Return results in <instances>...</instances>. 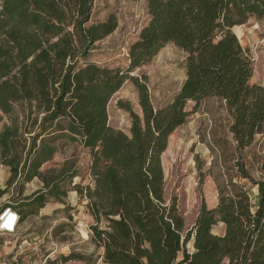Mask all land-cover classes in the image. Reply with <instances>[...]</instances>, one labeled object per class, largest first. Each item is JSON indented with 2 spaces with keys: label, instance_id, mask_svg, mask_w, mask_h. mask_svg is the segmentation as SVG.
<instances>
[{
  "label": "rangeland",
  "instance_id": "1",
  "mask_svg": "<svg viewBox=\"0 0 264 264\" xmlns=\"http://www.w3.org/2000/svg\"><path fill=\"white\" fill-rule=\"evenodd\" d=\"M203 1L217 9L226 6L222 0ZM169 3L163 1L165 6ZM4 4L27 9L29 13L46 7L67 14V9L75 6L74 23L77 25L84 19L78 14L84 0H76L75 5L72 0H0V9ZM190 7L191 3L185 5ZM19 13L10 20L0 19V44L7 43L9 34L26 30L19 22ZM111 16L116 18V29L89 43L85 55L78 48V55L71 54L65 67L73 65L77 70L93 66L100 71L121 72L122 84L106 104L107 127L116 132L130 136L133 115L143 120L135 81L149 95L151 108L157 111L171 104V114L177 112L176 99L186 88L185 123L169 135L167 148L161 155V175L141 172L144 176L141 183L135 171L123 172L113 159L100 155L95 158L99 143L91 149L85 147L81 128L70 116L44 126L45 112L36 110V102L14 103L10 113L0 110V210L9 205L22 214L13 235H0V262L110 264L106 260L104 242H109L105 237L115 242L117 233L111 225L113 219L102 214L101 207L127 203L140 187L145 192L133 201L135 212L131 218L134 217L135 223L143 218V203L151 201L149 197L157 191L161 195L160 203L175 205L182 223L178 231L182 240L188 232L192 234L185 247L177 251L172 264L182 262L183 250L188 254L195 251L193 234L202 203L210 210L224 199L248 203L250 198L252 205L259 204V198L254 195L255 184L264 178V122H260L264 99V24L252 17L233 26L230 32L220 23L221 12L217 13V23L223 32L214 41L226 47L234 35L247 57L243 63L219 64L226 70L222 72L224 76L230 69L244 76L240 82L235 73L236 89L223 92V82L228 80L225 78L221 83L216 77L218 64L185 63L186 56L197 54H186L174 44L166 45L155 56L132 61L131 45L149 21L148 0H93L86 26L102 23ZM28 18L30 23L32 18L30 15ZM66 23L70 24H63ZM66 29L75 33L71 26ZM224 32L228 35L222 41ZM72 39L76 50L78 38L75 35ZM47 49L43 43L41 50ZM31 55L33 60L37 51ZM214 55L215 51H210V57ZM4 63V58H0L1 67ZM10 64L12 71H18L19 64ZM203 67L206 70L200 69ZM201 72H209L210 77L204 76L205 81L215 83L220 91L206 92L205 81L199 82ZM233 103H239L240 107L235 108ZM99 114L92 111L96 119ZM6 129L10 132L7 137ZM40 157H43L41 162ZM151 176L152 186L148 183ZM119 213L122 214L121 208ZM129 223L125 218L124 225ZM219 224L212 228L213 233L225 232L224 225ZM154 230L152 227L148 231ZM130 233L141 238L139 264L163 263L159 248L164 238L145 239L137 224L130 225Z\"/></svg>",
  "mask_w": 264,
  "mask_h": 264
},
{
  "label": "trees",
  "instance_id": "2",
  "mask_svg": "<svg viewBox=\"0 0 264 264\" xmlns=\"http://www.w3.org/2000/svg\"><path fill=\"white\" fill-rule=\"evenodd\" d=\"M92 1L84 0V6L78 11L84 19L77 25L73 21L75 6L68 8L67 14L66 11L61 12L46 7H40L30 13L27 9L6 6V4L1 7L0 19L10 20L14 14L20 12L19 22L26 30L22 33L9 34L7 43L0 44V46L4 45L0 48V50L3 49L0 58L5 60L2 67L0 66V79L3 80L0 84V110L10 113L14 103L36 102V110L43 109L45 112L42 118L44 126L61 117L70 116L81 128L85 147L91 149L99 143L95 158L100 155L101 158L113 159L121 165L123 172L135 171L141 183H144L141 172L161 175L160 156L166 148L167 138L172 131L185 123L183 110L187 90L185 88L176 99L177 112L171 114V107H169L171 104L157 111L151 108L149 95L135 81L139 92V105L143 110V120L133 115L130 136L107 127L106 104L113 92L122 84L121 72L100 71L93 66L77 70L73 65L65 67L71 54L78 55V48H81V54L85 55L89 43L105 37L116 27L113 16L102 23L86 26ZM163 1L170 3L165 6ZM222 1L226 6L217 9L214 5L208 6L203 0H148L150 20L140 32L138 41L131 45L132 61L135 63L140 57L155 56L165 44L172 42L186 54H197L189 58L186 56L185 63L192 61L218 64L216 77L221 80V83L225 78L228 80L227 83H225L226 80L223 82V92L235 90L236 77L241 82L244 76L233 69L224 76L222 72L226 70L219 64L230 66L233 62L243 63L247 57L241 51L234 35L230 38L227 48L214 41L223 32L217 23L216 15L219 11L221 12L223 19L220 23L230 32L233 26L246 23L252 17L259 24H264V0ZM75 2L76 0H72L73 5ZM189 3L192 7L185 8V5ZM29 15L32 18L30 23H28ZM64 22H70V24H63ZM69 26L73 27L74 34L67 31L66 28ZM29 28L31 29L27 30ZM75 35L78 38L76 50L72 44V38ZM226 35L228 34L224 32L220 39L223 41ZM43 43L47 44V50H41ZM58 50H60L59 54L56 53ZM212 50L215 51V55L210 57ZM36 51L37 55L32 60L31 54ZM11 62L19 64L18 71L11 70ZM207 67L200 69L206 70ZM201 74L202 78H199V82L202 84L206 78L204 76H210L209 72H201ZM205 90L206 92L220 91L218 87H215V83L208 81H205ZM262 95L264 97V91ZM231 105L235 108L240 107L239 103ZM252 107L258 109L259 105H252ZM92 111L100 112L99 119L92 115ZM252 119L255 117L252 116ZM260 122H264V99ZM8 132L9 129H6V137L10 134ZM4 150L6 152L7 147L4 146ZM50 156L51 154L48 157ZM39 159H42L40 162L43 161V157ZM148 183L153 185L152 176L148 179ZM258 191L259 208L253 215L250 198L248 203H233L229 199H224L212 210L207 209L202 203L196 222V231L193 234L195 251L188 254L183 250L181 263L222 264L224 260H227L229 264H264V230L260 228L264 183H259ZM144 192V188L140 187L127 203L101 207V213L113 219L111 225L117 233L116 243L105 237V240L109 242H104L107 252L106 260L110 264H122L124 261H127V264H139V256L142 254L141 238L131 235V224H137L145 233L144 238L149 241L157 236L164 238L159 248L162 264H172L177 251L185 247L190 240L191 233L186 234L184 241L178 233L182 229V223L175 205L166 206L160 203L161 195L157 191L153 193V197H149L154 203H151L149 199L143 203V218L135 223L134 217L131 218L135 212L133 201ZM120 208L122 214L119 213ZM13 209L20 215L21 223V212L17 208ZM125 218L130 222L127 226L124 225ZM218 223L224 225L223 236H215L211 233L212 228ZM152 227L155 230L148 231ZM250 247L251 251H249Z\"/></svg>",
  "mask_w": 264,
  "mask_h": 264
},
{
  "label": "built area",
  "instance_id": "3",
  "mask_svg": "<svg viewBox=\"0 0 264 264\" xmlns=\"http://www.w3.org/2000/svg\"><path fill=\"white\" fill-rule=\"evenodd\" d=\"M259 183H264V178H261L259 182L255 184L256 192L254 196L260 199L259 191H258ZM258 205H254V206L251 205L252 215L259 208ZM18 226H20V215L17 213V211L10 206L3 207L0 210V235H13V233L16 231ZM260 228L264 230V197H263L262 215L260 219ZM0 264H7V263L0 262Z\"/></svg>",
  "mask_w": 264,
  "mask_h": 264
},
{
  "label": "flooded vegetation",
  "instance_id": "4",
  "mask_svg": "<svg viewBox=\"0 0 264 264\" xmlns=\"http://www.w3.org/2000/svg\"><path fill=\"white\" fill-rule=\"evenodd\" d=\"M113 17H114V16H113ZM114 18H115V17H114ZM115 20H116V18H115ZM149 20H150V15H149ZM148 22H149V21H148ZM147 25H148V23H147L143 28H145ZM116 27H117V25H116ZM116 27H115V29H116ZM143 28L141 29V31L143 30ZM115 29H114V30H115ZM114 30H113V31H114ZM108 35H109V34H108ZM108 35H106V36H108ZM106 36H105V37H106ZM137 41H138V40H136L135 42H137ZM135 42H134V43H135ZM134 43H133V44H134ZM168 44H173V43H172V42L167 43V44L164 45V47H165L166 45H168ZM162 48H163V47H162ZM162 48H161V49H162ZM161 49H160V50H161ZM158 52H159V51H158ZM158 52H157V53H158ZM108 101H109V100H108ZM182 125H183V124H182ZM182 125H181V126H182ZM181 126H179V127H181ZM179 127H178V128H179ZM176 129H177V128H176ZM168 138H169V136H168ZM168 138H167V141H168ZM166 148H167V145H166ZM166 148H165V149H166ZM161 155H162V154H161ZM160 159H161V156H160ZM221 224H222V223H221ZM214 227H215V226H214ZM211 233L213 234V231H211ZM213 235H214V234H213ZM222 236H223V235H222ZM191 237H192V234H191L190 238H191ZM252 246H253V242L251 243V247H252ZM251 247H250V250H249V251H251ZM190 254H192V252H190ZM223 263H225V264H229V262H228V261L225 262V260L223 261ZM180 264H183V263H180Z\"/></svg>",
  "mask_w": 264,
  "mask_h": 264
},
{
  "label": "crops",
  "instance_id": "5",
  "mask_svg": "<svg viewBox=\"0 0 264 264\" xmlns=\"http://www.w3.org/2000/svg\"><path fill=\"white\" fill-rule=\"evenodd\" d=\"M251 205H252V201H251ZM252 206H254V205H252ZM219 226H222V224H219ZM214 235H217V236H222V235H224V231L223 232H221L220 234H216V233H213Z\"/></svg>",
  "mask_w": 264,
  "mask_h": 264
},
{
  "label": "bare ground",
  "instance_id": "6",
  "mask_svg": "<svg viewBox=\"0 0 264 264\" xmlns=\"http://www.w3.org/2000/svg\"><path fill=\"white\" fill-rule=\"evenodd\" d=\"M82 235H83L84 237H86V235H85L84 233H82Z\"/></svg>",
  "mask_w": 264,
  "mask_h": 264
}]
</instances>
